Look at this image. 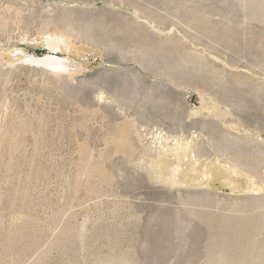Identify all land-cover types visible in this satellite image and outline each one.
<instances>
[{
  "label": "rangeland",
  "instance_id": "1",
  "mask_svg": "<svg viewBox=\"0 0 264 264\" xmlns=\"http://www.w3.org/2000/svg\"><path fill=\"white\" fill-rule=\"evenodd\" d=\"M0 264H264V0H0Z\"/></svg>",
  "mask_w": 264,
  "mask_h": 264
},
{
  "label": "bare ground",
  "instance_id": "2",
  "mask_svg": "<svg viewBox=\"0 0 264 264\" xmlns=\"http://www.w3.org/2000/svg\"><path fill=\"white\" fill-rule=\"evenodd\" d=\"M32 62L35 64L41 65H51L52 63L63 66L66 65L67 60L61 57L53 56V55H45L41 58H32Z\"/></svg>",
  "mask_w": 264,
  "mask_h": 264
}]
</instances>
